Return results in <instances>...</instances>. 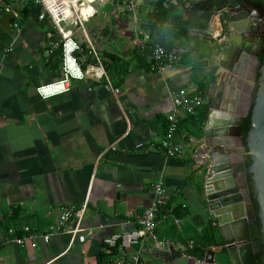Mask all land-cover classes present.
Segmentation results:
<instances>
[{
  "label": "crops",
  "instance_id": "crops-1",
  "mask_svg": "<svg viewBox=\"0 0 264 264\" xmlns=\"http://www.w3.org/2000/svg\"><path fill=\"white\" fill-rule=\"evenodd\" d=\"M89 1L91 7L85 2L79 7L82 23L65 25L81 43L83 49L77 55L90 73L84 80H73L70 91L50 98H43L36 88L62 76V60L56 61L59 49L62 58V49L48 52L60 33L51 19L40 18L41 11L22 21L20 2L12 11L0 12V220L14 214L18 206L21 228L30 226L41 233L57 223L62 205L86 202L83 225L95 231L84 242L56 234L49 243L40 240L33 247L4 243L6 233L0 227V264H99V255L106 251L104 237L134 226L130 212H143L150 206L151 183L158 179L165 183L170 205L183 213L180 222L175 213L159 217L162 249L170 244L185 246L188 254L196 256L194 242L212 239L210 223L214 239L223 242L204 194L203 154L196 152L208 118L218 129L228 126L242 114L247 99L239 74L226 78L228 68L219 55L228 42L218 35L222 26L215 25V38L192 37L188 47H198V51L191 57L155 70L149 16L157 0ZM80 2L64 0L60 5L70 9ZM188 4L183 9L187 26ZM105 52L116 53L130 64L119 87L92 74ZM201 57L208 66L205 104L198 114L181 122L178 138L187 143V155L169 157L161 148L167 115L179 89L200 91L192 62ZM221 80H226L227 91L220 88ZM231 157L233 164L241 161L238 154ZM222 247L208 248L216 252L218 264H233ZM155 248L151 239L144 241L140 249L145 264H165Z\"/></svg>",
  "mask_w": 264,
  "mask_h": 264
},
{
  "label": "water",
  "instance_id": "water-1",
  "mask_svg": "<svg viewBox=\"0 0 264 264\" xmlns=\"http://www.w3.org/2000/svg\"><path fill=\"white\" fill-rule=\"evenodd\" d=\"M188 2L191 12L189 36L202 39L215 38L213 29L217 28L215 27L217 23L222 26L219 36L225 28L230 29L229 36H226L228 42L221 49L223 66H228L227 63L235 46L244 45L241 41H245L246 45L253 49L251 54L256 60V66L250 74L253 83L257 78L258 67L261 66L260 83L254 104L252 93L249 96L251 99L248 108L253 105L249 131L246 133L243 129L247 112L238 115L235 120L229 121L228 126H220L219 129L211 125L209 117L205 136L200 139L202 146L196 151L197 154H203L204 160L200 164L207 169L204 185L206 202L211 215L218 221L232 263L256 264L257 248L251 229L256 219L254 205L251 197L247 201L243 194L231 154H238L243 159V151L248 150L252 156L250 170L259 203L264 239V63L259 57V52L264 50V35L260 36L263 38L261 44L257 43L256 46L254 41L251 42V39L247 38L250 36L249 32L251 35H256L258 26L264 22V4L260 0H188ZM242 33H245V38L241 36ZM231 135L233 137H229ZM228 138L237 142L230 143ZM154 250L156 256L163 259L165 264H218L215 261L216 252L211 248H206L204 259L188 254L185 246L174 244Z\"/></svg>",
  "mask_w": 264,
  "mask_h": 264
},
{
  "label": "built area",
  "instance_id": "built-area-1",
  "mask_svg": "<svg viewBox=\"0 0 264 264\" xmlns=\"http://www.w3.org/2000/svg\"><path fill=\"white\" fill-rule=\"evenodd\" d=\"M41 5L40 18H49L60 33V37L50 42L49 53H54L57 48L62 49V76L58 80L40 84L37 86V92L43 98H50L71 90L73 80H84L90 72L86 71L79 58L78 52L83 48L81 43L75 38L72 30L66 29L65 23L80 24L79 18L80 5L71 4V14L66 16L65 7L61 8L64 0H35ZM130 8L133 9L134 3L130 1ZM13 3L8 0H0V12L12 11ZM16 18L19 17L16 13ZM15 27L20 28V23L16 22ZM184 47L167 48L162 44H155L152 48L151 57L155 65L178 63L183 53ZM98 67L93 71L97 77H106L110 82L105 66L101 58L98 57ZM205 104V97L201 91L190 90L187 88L179 89L173 97V109L167 115V127L161 140V148L169 157H184L187 155V143L178 138V131L184 118L198 114L201 107ZM197 151V150H196ZM153 199L150 206L143 212L133 210L130 212L131 229H124L104 237L103 242L106 245V252L109 259L106 264H145L141 258V246L144 241L151 239L157 248H162L163 241L157 231L159 217H167L174 213L173 206L170 205V198L167 188L162 179L151 183ZM87 209L85 202L81 206L77 204H65L60 208V215L57 223L49 226L44 232H36L30 226H25L22 230L24 235H16V229L11 227L5 235L3 242H14L20 246L31 245L36 247L40 240L49 243L56 234H68L72 242L79 239L80 242L86 241L89 237L95 235L93 227L83 225V218ZM176 215V214H175ZM76 218V219H75ZM181 216L176 215L175 220L181 221ZM75 223L73 224V221ZM104 225H102L103 227ZM117 247L118 252L113 253V248Z\"/></svg>",
  "mask_w": 264,
  "mask_h": 264
},
{
  "label": "trees",
  "instance_id": "trees-1",
  "mask_svg": "<svg viewBox=\"0 0 264 264\" xmlns=\"http://www.w3.org/2000/svg\"><path fill=\"white\" fill-rule=\"evenodd\" d=\"M188 0H157L154 10L150 13L149 16V29L153 34L152 40V48L155 44L159 43L164 45L167 48H176V47H184L186 50L183 53L181 60L178 62H182L185 57H191L195 51H198V47L189 48V42L192 40V37L189 36L187 19L184 15V7L186 6ZM264 3V0H261ZM8 2L19 3L22 4V7H18L22 14V21L28 20L34 13H39L41 11V5L37 4L35 0H8ZM15 7V6H14ZM228 29L225 28L223 35L227 34ZM179 41L180 43H176ZM152 51V50H151ZM61 50L59 49L56 54V61L60 63L62 58H60ZM103 63L106 69V72L109 76L111 83L115 87H119L123 81L125 75L130 70V64L125 61L123 57L116 53L105 52L103 57ZM260 59L262 63H264V53L260 55ZM54 61V60H53ZM53 61L51 64L54 66ZM207 61L205 58L201 57L198 61H193V79L195 83L198 85V89L204 94L205 89L208 87V74H207ZM164 65V64H163ZM162 64H158L155 66V70H159L163 67ZM256 96V94H255ZM255 102V101H254ZM254 104V103H253ZM251 125V113L249 116L245 118L243 129L247 133L249 131ZM179 133V132H178ZM251 155L247 158L244 168L249 169L252 165ZM248 188L251 196V201L254 205V210L256 214V219L251 225L253 240L256 244V256L257 262L256 264H264V239L263 233L261 231L262 223L259 216V203L255 194L254 180L252 178V173L248 176ZM20 207L14 208V214L6 215L3 220H0V227L5 230L7 234L11 227L16 229V235H24L25 231L22 230L19 217ZM174 213L178 216L183 215L180 211V208H174ZM212 223L209 225V231L212 239L209 241H204L203 239H197L193 244V252L195 255L201 259L205 257L206 248L210 246H223V251L227 252V248L224 245V242H218L214 239L215 230ZM113 253L118 252V248H113ZM99 264H106L109 259V254L105 251L99 255Z\"/></svg>",
  "mask_w": 264,
  "mask_h": 264
},
{
  "label": "flooded vegetation",
  "instance_id": "flooded-vegetation-1",
  "mask_svg": "<svg viewBox=\"0 0 264 264\" xmlns=\"http://www.w3.org/2000/svg\"><path fill=\"white\" fill-rule=\"evenodd\" d=\"M229 34L230 33L228 32V35L227 34H224V35L229 36ZM248 34L250 36H247V38L251 39V42L254 41L253 42L254 46H256L257 43L261 44L263 38H261L260 36L264 35V22L258 26V31L256 32V35L255 34L251 35L250 32ZM222 35H223V33H222ZM241 36L243 38H245L244 34H241ZM241 43L244 44L242 47L241 46H235V48H234L235 50H234V52H232L231 58L229 59V62L227 63V65H228L227 67H228V74L234 75L236 73V74H239L238 77L241 76L239 79H241L242 77L245 78L243 80L245 81V83H244V85L246 87V89H245L246 94L245 95L247 96V99L245 100V97L243 98L245 100V103L241 107V109H242L241 113L244 114L245 112H247L248 114L245 116V118H246L247 116L250 115V113L252 111L251 108L253 107V105H251V108H248L249 100L251 99V98H249V96H251V93H252L253 103H254L255 98H256L255 94H257V91L259 88L261 66H260V68L258 67V70H257L258 72L256 74V77H257L256 81L254 83L252 82V84H249V79L251 76L250 74H251L253 68H255V66H256V60L251 54L253 49H250V46L246 45L245 41L244 42L241 41ZM245 48H248V50H245ZM221 53H222V51H221ZM263 53H264V50L259 52V57ZM223 64H224V60L222 59V65ZM244 121H245V119H244ZM243 154H244L243 159H241L240 162L238 161V163L235 164V168L238 169L237 170L238 172L242 173V178H241V180H239V182L241 181L240 186L242 189L243 188L245 189L244 196H245L246 200L249 201L251 196H250V192H249V188H248V179H249L248 176L251 173V170H250L251 168L246 169V168H244V165H245V162H246V160L250 154L248 153V150L247 151L245 150L243 152ZM251 158H252V156H251ZM242 181H243V184H242Z\"/></svg>",
  "mask_w": 264,
  "mask_h": 264
},
{
  "label": "rangeland",
  "instance_id": "rangeland-1",
  "mask_svg": "<svg viewBox=\"0 0 264 264\" xmlns=\"http://www.w3.org/2000/svg\"><path fill=\"white\" fill-rule=\"evenodd\" d=\"M81 1H84L86 4H87V6H90L89 5V3L91 2V1H89V0H81ZM91 7V6H90ZM92 12H93V9L92 8H90V10L88 9V13L91 15L92 14ZM228 32H229V30H228ZM228 32H227V35H228ZM224 36V35H223ZM226 37V36H225ZM220 49V48H219ZM219 55L221 56V53L219 52ZM219 56V57H220ZM230 77V74H227L226 75V78H229ZM241 77V76H240ZM225 78V79H226ZM243 79H245L244 77H242L240 80H243ZM248 79V78H247ZM226 81V80H225ZM224 80H221L220 81V83H221V86H220V88H222V89H224V90H226L227 91V89H228V87H226V85H227V82H225ZM249 84H252V79L250 78L249 79ZM222 251H223V247H222Z\"/></svg>",
  "mask_w": 264,
  "mask_h": 264
},
{
  "label": "bare ground",
  "instance_id": "bare-ground-1",
  "mask_svg": "<svg viewBox=\"0 0 264 264\" xmlns=\"http://www.w3.org/2000/svg\"><path fill=\"white\" fill-rule=\"evenodd\" d=\"M67 10H70V9H68V8H65V12H66V14H67ZM66 16L68 17L69 15L67 14Z\"/></svg>",
  "mask_w": 264,
  "mask_h": 264
}]
</instances>
